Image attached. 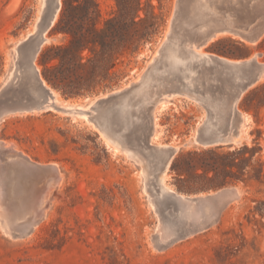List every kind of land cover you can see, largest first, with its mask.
<instances>
[{
    "label": "rangeland",
    "instance_id": "374dc122",
    "mask_svg": "<svg viewBox=\"0 0 264 264\" xmlns=\"http://www.w3.org/2000/svg\"><path fill=\"white\" fill-rule=\"evenodd\" d=\"M189 1L140 0L139 17L133 23L131 14H119L114 0H96L99 13L91 15L93 21L86 22L85 28L92 22L103 28L106 19L116 18L123 24L119 29L121 39L107 38L103 53L98 46H90L93 51L84 50L81 63L86 57L92 58V63L74 66L78 61L75 56L61 70L58 56L62 52L58 47L67 43L68 34L56 26L60 0L56 18L44 34L48 40L33 60L37 77L46 89L57 93L59 102L84 107L88 112L91 105L105 103L100 100L125 91L140 79L165 40L166 30L174 26L178 29V25L193 19L196 0ZM214 2L216 19H233L243 33L255 38L248 41L222 32L199 48L212 57L250 61L249 70L255 77L245 81L234 107L237 111L222 128L224 133L235 132L238 113H243L245 133L238 143L202 146L196 140L201 124L210 117V109L229 98L232 80L221 68L220 74L225 72V77L220 75L219 99L212 90L211 95H204L195 87V100L178 94L169 97L163 108L149 105L141 118V122L147 121L144 129L130 134L124 144L127 148L118 149L87 118L72 119L52 110H21L35 103L40 90L28 63L32 42L48 16L49 0H0V213L5 214L4 220L6 210L30 203L44 184L60 180L51 189L45 216L34 228L22 223L28 215L23 217L21 209L17 214L21 217L17 221L20 229H12L9 234L0 220V264H264V12L255 9L257 0ZM216 19V24L225 26L223 19ZM181 27L175 30L177 36ZM196 37L194 42L201 43ZM44 75L52 78L55 86L47 83ZM95 82L99 84L90 90L79 87ZM63 87L73 93H63ZM202 100L210 101L205 104ZM161 146L176 147L164 186L177 198L189 199L198 216L187 219V223L185 220L176 229L178 234L169 237L171 240L160 237L163 231L158 230L170 225L164 220L177 219L176 207L149 203V198L153 202L156 199L152 192L145 191L141 166L145 163L151 168L152 182L159 188V163L149 162L143 154L155 153ZM208 213H212L211 219Z\"/></svg>",
    "mask_w": 264,
    "mask_h": 264
},
{
    "label": "bare ground",
    "instance_id": "6f19581e",
    "mask_svg": "<svg viewBox=\"0 0 264 264\" xmlns=\"http://www.w3.org/2000/svg\"><path fill=\"white\" fill-rule=\"evenodd\" d=\"M59 1L60 0H51V8L56 6L55 10H53V11L50 10L51 24H52L53 20L56 18V13L58 11L57 5L60 3ZM191 1H193V0H190L189 3ZM194 4L195 5L193 8L190 7L191 5L189 6L190 8L194 9V10H192V11H194V12H192L193 13L192 15H194L193 19L191 21L188 20L189 22L188 23L185 22L184 25L182 24L181 25L182 27L180 25H178V29L181 27V33H179L180 36H177V34H175L177 32L175 30H178V29H175V30L173 29L175 26L166 30L165 38H164L165 40L163 41L162 44H160V48H159L158 52L153 57V60L150 62L151 64L150 65L148 64L149 65V66H147L148 68L146 67L147 69H145L143 71L140 79L137 82L131 83L129 87L126 86L127 89L125 87V89H126L125 91H121L119 93L114 92V93L110 94L107 98H109L113 94L118 93V95H116L115 97H112L109 99L104 97L105 99L100 100V102H105V103H102L99 105L98 104L97 105H91L90 106L91 109L88 108V109H90L88 112L83 111L82 108H84V107L81 108V106H78V105L75 106V104H69V103H66L63 101L59 102L56 99L57 93L55 92L56 93V95H55L54 92H51L52 90H48V88H49L48 86H46V87H48L46 89L45 85H43L44 82L42 83L39 80V78L37 77V70L34 67L33 60H34V57L37 54L39 48L41 47V45L48 40L47 38L44 37L45 31L48 28L41 30L39 32L38 38L32 42V46H31L32 50H31V54H30L31 61H29V63H28L30 65L28 68L29 72H31L32 78L35 77V80L37 81V83H39L38 86H40V90L37 91V93L38 92L39 93L37 95H35V103L32 105H26L24 107H21V110L28 111V112L31 110H33V111L52 110L54 112L56 111L58 113L60 112L63 114L70 115V116H72V119L75 117L87 118L90 123H91V121H93L94 122L93 125L96 124V126L98 127L100 132L103 134V137L106 139V141L108 143L112 144L113 146H116L118 149H122L124 147V144H125L127 138L130 136V134L135 133L144 127L143 123L146 120L144 122H141V118H142L143 111L145 109L147 110L148 107L153 106L155 109L163 108V107L167 106L169 97L175 96L178 94L179 95L183 94L184 96H187L188 98H193L195 100L196 95L192 91V89L195 87L198 88L200 90V92L202 91L204 95H211L209 90H212L213 91L212 95L215 94V96L218 97V99H219L218 93L221 92V90H222L221 83H220V79L222 78V76L220 77V75H223L225 73L224 72V73L220 74L221 73L220 71L221 70L224 71V69H225L226 73H227L226 76L228 77V79L232 80L231 81L232 83H230L232 85H229V88H230L229 96H228L229 98L226 99L225 101H222L223 100V98H222V100H221L222 103H219L216 106L214 105V107H212L210 109V111H211L210 117L205 119L204 123L201 124V126L203 127L204 134L210 140L223 141V143H226V142L238 143L240 140V136L242 137L241 134L245 133L244 130H246V129H244V124H245L246 119H245V117H243V113H242V115H240V113H238L239 118L237 120V123H234V124H236V127H235L236 131L234 130L235 132H233V130L231 129V131L233 133H228V132L224 133V132H222V128L225 126V124L227 122L229 123L231 121L230 117H233L237 111V109H235L234 107H235V105H237V102L239 101V98H240L239 96H240L241 91H243V89H245V87H246L247 82H245V81L247 80L248 77H255V73L252 72V70H249L250 61L244 60L245 62L244 61L243 62H239V61L234 62V60L230 61L227 59H221V58L214 56V55H213L214 57H212L211 55H207L206 53H201L199 48L201 47V45H203L204 43L207 44L206 42L210 41L212 38L216 37V35H219V33H222V32L231 33L232 35L241 37V39L244 38L248 41H254L255 38L248 36L249 33L246 34L245 31L243 33L242 32L243 30L241 31L239 29V27L235 24V21L233 19H228V20L225 19L224 20L223 18L220 17L224 21L221 20L220 18H218V19L221 22L223 21L222 23H225V26L221 27L220 25L216 24L215 23V22H217V21H215L216 16H215V13L213 12V9L215 7L214 0H196V3H194ZM178 7L180 9L181 6H178ZM181 8H183V7H181ZM255 9L261 13L264 12V0H257V3H255ZM214 10H215V12L217 11L216 9H214ZM178 11H180V10H178ZM189 13H190V9H189ZM219 13H220V11H219ZM225 14H226V12H225ZM225 16L227 17V14ZM225 16H224V18H226ZM229 16H228V18H229ZM174 17H173V19L175 20L176 18H174ZM218 19H216V20H218ZM261 26L264 29V22L261 24ZM29 34H31L30 31H29L28 35ZM28 35H27V37H28ZM195 36L200 38L201 43L199 41V44H198L197 40L199 38H197V37H196L197 38L196 39L197 44H196V42H194ZM17 45H15V46H17ZM207 67H212L213 69L209 68L210 70L208 69L209 71L206 72ZM17 70H19V69H17ZM197 71L200 72L199 75H197V73H196ZM259 74H261V73H259ZM223 76L225 77V75H223ZM18 79H19V77H18ZM18 88H20V87H18ZM37 88H39V87H37ZM37 88H35V89H37ZM21 89H23V88H21ZM33 92H34V90H33ZM19 93H21V92H19ZM26 93L28 94V91ZM196 93H198V92H196ZM242 94H243V92H242ZM212 100H211V102H212ZM199 101H201V100H199ZM202 101L205 102V100H202ZM208 101H210V100H208ZM208 101H206V102H208ZM214 101H215V98H214ZM206 102H205V104H207ZM211 102H210V104H211ZM205 104L203 103L204 106H205ZM210 104H209V106H210ZM78 107L81 108L82 110L78 109ZM154 111H156V110H153V112ZM153 112H152V114H153V118H154L155 112L154 113ZM238 112H240V111H238ZM227 116L229 117V119H227L228 118ZM154 119H153V121H154ZM233 120L234 119H232V121ZM146 123H147V121H146ZM146 123H144V124H146ZM230 125H232V124H229L228 127ZM154 126H155V122H154L153 128H152V134L155 137L156 128H154ZM229 128H231V126ZM153 136H151V137L153 138ZM125 147H124V149H125ZM175 152H176V147H174V146H168V147L161 146V148L157 149L155 153L143 154L149 162L150 161L157 162V165L159 163V169H158V167L156 168L158 171V174H159V175L157 174L159 176L158 178L160 180L159 185L161 184V186L159 188H156V186L152 182L151 168L149 169V166H147L145 163H143L141 165L143 168L142 175L144 177L143 180H144L145 191L147 190L148 192H152L154 194L155 199H156L153 202V200L149 198V203L152 205L153 204H159V206H161V207L164 204L175 205V207H176L174 210H175V214H176L177 219L175 221L164 220V222H167L170 225L164 226L165 224L163 223L164 227H162V230H160L159 229L160 227L158 226L159 227L158 231H161V232L163 231V233L160 234L161 235L160 237H163V238L168 237L167 239H170L169 237H173L175 235V233H176V235L178 234L176 229L181 224H183L185 220L198 217L197 212L194 208L195 205L193 206V204L190 201H188L189 199L187 200L184 198H179L180 196L177 198L175 196L176 194L174 195L173 194L174 192L172 193L171 191H168V188L166 186H164V184H163V179H164L166 171L169 167V162L172 159V156L175 154ZM140 153H141V150H140ZM138 157H142V155L141 156L138 155ZM138 159L142 160L141 158H137L138 162H140ZM13 166H15V165L13 164ZM55 168L53 167L54 170H55ZM34 169H38V168L36 166H34ZM50 181H52V182H50ZM50 181H48L41 188H39V190L36 191L33 198H31L30 203L26 201L27 203H29V205H27V203H26V205H24V206L22 205L19 208H16L14 206L15 208H12L11 211H7L5 209L6 213H7L6 214L7 215L6 220H4L5 214L0 213V220L3 224V227L6 229L7 233L10 234V231L12 229H17V228L20 229L22 227L17 222L19 219H21V217L18 216L19 215V211H18L19 209L23 210L22 211L23 217L28 215V217H26L24 220L22 219L23 220L22 223H24V221H25L26 225H28L30 228H34L35 225L45 216V213L48 210L47 206H48V202H49V195L52 192V190L54 189L53 186L54 185L57 186L59 184L60 180L58 178H56V180H54V181L50 180ZM36 182H37V180H36ZM29 194H31V193H29ZM29 197H30V195H29ZM192 202H193V200H192ZM213 202H215V201H213ZM14 204H16V203H14ZM204 206L206 207L207 205H204ZM154 208L158 213L162 212V211L156 209L158 207H154ZM207 210H204V211L206 212ZM207 212H206V214H207ZM215 213H213V214H215ZM209 214L210 213H208V218H210ZM211 214H210V216H211ZM206 216H204V217H206ZM208 218H207V220H208ZM194 220H196V222H197V220H199V218L194 219ZM189 221L190 220H187L186 223ZM161 226H162V223H161ZM182 231H184V230H182ZM156 233H158V232H156ZM18 234H19V232H18ZM163 238H161V239H163ZM156 242H157V240H156ZM166 244L168 245V243H166Z\"/></svg>",
    "mask_w": 264,
    "mask_h": 264
},
{
    "label": "trees",
    "instance_id": "16d2710c",
    "mask_svg": "<svg viewBox=\"0 0 264 264\" xmlns=\"http://www.w3.org/2000/svg\"><path fill=\"white\" fill-rule=\"evenodd\" d=\"M61 9L59 19L56 26L60 30L68 34L67 43L64 46L58 47L62 52L59 59V69L65 68V65L70 63L71 58H78V61L73 62L74 66L79 68L87 63H92V58L86 57L85 63H81L83 59L81 53L84 50L93 51L91 47L98 46L101 53L104 52L107 46V38L117 36L119 39V29L123 24L119 23L116 18L106 19L103 28H97L95 22H92L90 28H85V23L93 21L91 15L99 13L98 4L96 0H61ZM119 14L125 12L131 14L132 22L135 18L139 17L140 0H114ZM76 3V4H75ZM74 12H79L76 14ZM142 19H139L141 21ZM134 23V22H133ZM119 35V36H118ZM91 46V47H90ZM45 81L53 86L52 78L44 75ZM99 82L93 84H82L81 89L90 90L95 88ZM68 87V86H67ZM63 87L62 92L65 94L73 93L71 88Z\"/></svg>",
    "mask_w": 264,
    "mask_h": 264
},
{
    "label": "water",
    "instance_id": "95a60500",
    "mask_svg": "<svg viewBox=\"0 0 264 264\" xmlns=\"http://www.w3.org/2000/svg\"><path fill=\"white\" fill-rule=\"evenodd\" d=\"M48 8H47V11H48V16L46 17V20H45V23L43 25H41V27H39V32L45 28H49L51 26V16H50V10L53 11L55 10L56 6H54L53 8H51V0H49V4H48ZM58 6V10H59V7H60V4L57 5ZM39 32L37 34V36L35 37V39L38 38L39 36ZM119 93V92H118ZM117 94H113L112 96H110L109 98H112V97H115ZM107 98V99H109ZM196 140L202 145V146H211V145H217L219 143H223V141H214V140H210L208 139V137L204 134L203 132V127L201 126L198 130V134H197V137H196ZM226 143H229V142H226Z\"/></svg>",
    "mask_w": 264,
    "mask_h": 264
}]
</instances>
